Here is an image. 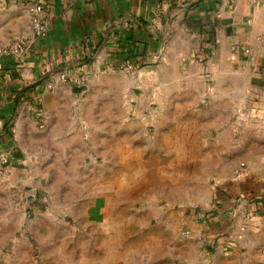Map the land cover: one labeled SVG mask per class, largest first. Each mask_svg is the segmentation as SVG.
<instances>
[{
  "label": "crops",
  "instance_id": "0c3cea01",
  "mask_svg": "<svg viewBox=\"0 0 264 264\" xmlns=\"http://www.w3.org/2000/svg\"><path fill=\"white\" fill-rule=\"evenodd\" d=\"M38 1L46 5L47 34L33 38L22 57L0 56V178L6 170H43L34 160L44 158L50 142L58 147L59 158L65 156L62 144L69 142L68 158L74 157L78 133L65 114L74 106L66 94L77 91L60 80L61 72L85 73L90 83L120 71L106 69L108 65L130 59L142 66L139 75L122 72L129 85L142 87L136 108L148 110L150 123L164 133L180 126L187 136L175 139L170 130L142 138V121H134L132 130L124 122L117 156L124 158L131 149L134 157H141L146 153L143 141L153 156L197 157L204 170H228L205 210L187 219V251L213 260L207 264H264V119L246 118L244 143L254 151L245 153V175L234 173L235 158L221 166L218 153V144L227 137L234 156L236 113L242 105L264 109L258 64L235 52L237 46H247L258 63L264 62V0H22L0 18V45L18 34L33 36L29 6ZM198 53L208 58L200 61ZM155 54L162 59L156 62ZM206 70L212 83L206 81ZM39 108H44L52 133L39 128ZM219 128L225 131L213 136ZM174 139L179 146H173ZM194 143L197 155L191 153ZM241 194L244 200L237 199ZM222 234L234 240L230 254L223 251Z\"/></svg>",
  "mask_w": 264,
  "mask_h": 264
},
{
  "label": "rangeland",
  "instance_id": "374dc122",
  "mask_svg": "<svg viewBox=\"0 0 264 264\" xmlns=\"http://www.w3.org/2000/svg\"><path fill=\"white\" fill-rule=\"evenodd\" d=\"M21 2L0 0V18L4 17L6 8ZM235 52L238 51L235 49ZM257 62L254 61L255 66L258 64L256 76L264 79V62ZM141 70L142 67L134 74L123 70L112 75L102 74L90 83L87 80L82 88L69 83L77 91V94H66L67 103L74 106L65 114L74 120L72 131L78 133L73 143L77 149L74 157L68 158L69 142L62 144L60 153L65 156L61 158L57 157L58 147L50 142L46 144L44 158L34 160L43 170L3 173L0 264L213 262L203 254L197 257L188 253L189 243L182 230L188 226L191 215L205 210L222 174L228 170H204L197 157L153 156L148 152L150 144L143 141L142 151L146 153L142 152L141 157H134L131 149L125 150L124 158L117 156V136L124 122L131 127L134 121H142V138L164 136L170 130L175 139L187 136L186 128L180 126L167 128L164 133L163 128L150 123L148 110L136 108L141 101L142 87L129 85L122 72L139 75ZM206 81L212 83L213 77ZM256 102L259 103L257 99ZM254 106L245 104L237 110L234 156L229 151L227 137L218 144L221 166L223 161L236 159V176L240 166L249 169L245 153L254 151L244 143L246 118L264 119V109ZM36 113L39 128L46 134L52 133L44 108ZM223 131L214 129L213 136ZM82 133L85 139L80 136ZM175 139L174 147L179 146ZM156 144L162 147L161 143ZM191 148V153L197 155V144ZM105 167L108 170H92ZM154 167L156 170H149ZM100 194H105V198Z\"/></svg>",
  "mask_w": 264,
  "mask_h": 264
},
{
  "label": "built area",
  "instance_id": "2783aa9c",
  "mask_svg": "<svg viewBox=\"0 0 264 264\" xmlns=\"http://www.w3.org/2000/svg\"><path fill=\"white\" fill-rule=\"evenodd\" d=\"M29 9L32 15L31 26L33 28V36H29L26 34L16 36L11 42L4 44L2 46V48L0 49V56L13 55L15 57H22L30 50V45L34 40L33 38L43 37L47 34V26H46V22L44 19V12L46 11V5L43 2H39V1L33 2L32 4H30ZM235 49L236 51L242 53L243 55L248 56L251 60H254L255 62H257L256 56H254V54L252 53L249 47L237 46ZM153 58L155 61H158L162 59V56L161 54H155ZM207 58L208 57L203 53L197 54V59L200 61H205ZM141 67L142 66H140L139 63L128 59L125 61H120L116 64H110L106 67V69L107 68L119 69V70L131 72V73H137L139 69H141ZM211 76L212 75L210 74V72L205 73V77L207 80H210ZM60 79L63 82L71 83L78 88H82V87H85L86 85L87 75L81 72L75 73V72H70V71H64L60 73ZM255 109H253V111ZM237 173H238V176H243L247 173V169L243 166H240L237 169ZM245 198H246V195L244 194H241L237 197L238 200H244ZM205 217L208 218L209 216L205 214ZM244 230H245V227L243 226L241 228V231H244ZM182 234L187 236L191 234V231L189 229H184L182 231ZM219 238L220 239L225 238L223 241H221V243L224 244L223 251L225 254H230L231 247L234 245V240L230 239L228 235H225V234L220 235Z\"/></svg>",
  "mask_w": 264,
  "mask_h": 264
}]
</instances>
